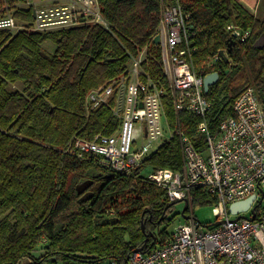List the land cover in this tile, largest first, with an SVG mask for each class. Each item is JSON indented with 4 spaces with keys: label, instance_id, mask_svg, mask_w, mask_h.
<instances>
[{
    "label": "trees",
    "instance_id": "obj_1",
    "mask_svg": "<svg viewBox=\"0 0 264 264\" xmlns=\"http://www.w3.org/2000/svg\"><path fill=\"white\" fill-rule=\"evenodd\" d=\"M24 2L3 1L26 27L0 33V264H124L134 250L167 241L173 202L139 171L121 175L93 158L78 160L70 154L74 138L110 135L118 126L113 103L89 110L86 95L124 77L141 52L144 75L164 83L160 46L153 38L162 9L180 3L194 24L197 69L219 74L205 94L211 104L206 121L215 130L247 87H254L264 104V46H253L264 34V19L238 0H98L105 25L40 33L29 29L33 8L21 6ZM245 2L252 8L258 4ZM229 25L249 31L248 40L233 38ZM47 41L54 43V52L43 49ZM230 41V62L208 65ZM165 99L170 125L177 119L202 151L200 119L185 111L176 116ZM146 166L181 168L178 139L164 142ZM73 177L77 183L71 193ZM86 180H92L88 191L93 195L82 200L75 188ZM213 204L205 190H192L193 207Z\"/></svg>",
    "mask_w": 264,
    "mask_h": 264
},
{
    "label": "built area",
    "instance_id": "obj_2",
    "mask_svg": "<svg viewBox=\"0 0 264 264\" xmlns=\"http://www.w3.org/2000/svg\"><path fill=\"white\" fill-rule=\"evenodd\" d=\"M0 33L14 34L26 24L13 15H2ZM33 8L32 31L44 33L83 25H105L98 0H65ZM240 42L250 32L229 25ZM157 34L164 83L144 75V52L134 58L126 75L88 92L85 108L97 110L113 103L118 126L110 135L90 140L74 138L69 152L78 160L93 158L97 164L121 175L141 174L147 159L164 142L177 138L181 148L179 169L150 168L145 176L162 188L170 201L187 203L183 223L167 241L151 250L132 252L124 264H264V104L254 87H247L231 104L232 114L211 130L206 118L210 102L203 89L206 74L194 66L197 47L192 18L180 5L164 7ZM1 49V40H0ZM226 50V49H225ZM225 55L228 58V53ZM225 62L217 52L208 65ZM226 62V63H227ZM165 96L175 115L185 111L200 119L203 135L199 151L181 129L177 119L171 126L164 108ZM139 139L144 142L139 143ZM203 189L214 200L215 220L202 223L192 212V190ZM251 198L245 210L230 213L233 203ZM107 264H116L109 262Z\"/></svg>",
    "mask_w": 264,
    "mask_h": 264
},
{
    "label": "rangeland",
    "instance_id": "obj_3",
    "mask_svg": "<svg viewBox=\"0 0 264 264\" xmlns=\"http://www.w3.org/2000/svg\"><path fill=\"white\" fill-rule=\"evenodd\" d=\"M54 1H56V0H25V2L21 6H25V7L30 6L32 8H36L39 6H47V5L56 4V3H54ZM64 1L65 0H60V1H58V3L64 2ZM257 1H258L257 6L255 8H252L248 3L245 2V0H238V2L246 10H248L250 13H252L258 20H263L264 19V0H257ZM1 3H3V1ZM179 4L180 3H176V5H179ZM3 6H4V3H3ZM167 6L168 5H166V7ZM1 14L2 15H13L12 11H10L8 9L3 10L1 12ZM42 47L47 53H52V52H54L55 45L53 42L47 41L44 43V45ZM193 63H194L195 68L197 69L195 61H193ZM138 142L142 143L144 141L139 139ZM148 172H150V168H146L145 170H143L142 174L146 176L148 174ZM74 176H77V175H74ZM76 183H77V177H73L71 187H70L71 193H72V190H73ZM183 206H184V204L182 201L173 202V205L171 208L172 212H170L168 215L171 222L169 223L168 226L166 224H163L161 226V229L165 228L167 226L166 232L168 234H170L171 232H173V230L176 228V226H178L180 223L184 222V218L181 215V210H182ZM213 208L214 207L209 206V205L194 206V207H192V212H193V215L198 220H200L202 223H212L215 220V217L213 214Z\"/></svg>",
    "mask_w": 264,
    "mask_h": 264
},
{
    "label": "water",
    "instance_id": "obj_4",
    "mask_svg": "<svg viewBox=\"0 0 264 264\" xmlns=\"http://www.w3.org/2000/svg\"><path fill=\"white\" fill-rule=\"evenodd\" d=\"M236 34H233V37H235ZM159 35H155V37L153 38V44L155 45H158L159 44ZM234 44L233 41H230L227 45V48H226V52L227 53H230L231 52V48H232V45ZM255 48L257 49H261L263 46H264V34H262L254 43L253 45ZM219 55L222 57V59L227 62L228 59L225 55V52L224 50H220L219 51ZM219 79V74L217 72H212V73H209L207 75L204 76L203 78V89H204V92L207 93L209 91V88L210 86L214 85ZM92 185V180H86V181H83V182H80L76 185V193L78 195H81V199L82 200H88L89 198L92 197L93 193L91 191H86L90 186ZM85 192V193H84ZM250 200L251 198L247 199V200H244V201H240V202H236V203H233L232 205H230L229 207V211L230 213H237L238 211L240 210H245L248 205L250 204ZM187 208V203L184 202V206L181 210V215L184 219H187V217L184 215V211L186 210ZM106 222H115V218H107L105 220ZM142 248H138L136 250H134V252H137L138 250H141Z\"/></svg>",
    "mask_w": 264,
    "mask_h": 264
},
{
    "label": "flooded vegetation",
    "instance_id": "obj_5",
    "mask_svg": "<svg viewBox=\"0 0 264 264\" xmlns=\"http://www.w3.org/2000/svg\"><path fill=\"white\" fill-rule=\"evenodd\" d=\"M86 191H88V189H87ZM84 193H85V192H84ZM80 196H82V194H81Z\"/></svg>",
    "mask_w": 264,
    "mask_h": 264
},
{
    "label": "crops",
    "instance_id": "obj_6",
    "mask_svg": "<svg viewBox=\"0 0 264 264\" xmlns=\"http://www.w3.org/2000/svg\"><path fill=\"white\" fill-rule=\"evenodd\" d=\"M56 1H60V0H56ZM56 1H54V2H56Z\"/></svg>",
    "mask_w": 264,
    "mask_h": 264
}]
</instances>
